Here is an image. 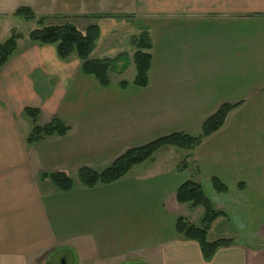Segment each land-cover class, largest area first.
I'll list each match as a JSON object with an SVG mask.
<instances>
[{
	"label": "crops",
	"instance_id": "0c3cea01",
	"mask_svg": "<svg viewBox=\"0 0 264 264\" xmlns=\"http://www.w3.org/2000/svg\"><path fill=\"white\" fill-rule=\"evenodd\" d=\"M20 6L49 24H97L91 58L121 55L119 75L134 67L131 37L146 31L151 66L145 87L120 88L124 79L102 87L77 57L60 60L54 45L20 34L0 69V264L46 261L69 242L76 252L91 246L96 264L134 254L147 264H264V0H0V17ZM223 103L239 105L182 169L165 153L109 184L61 192L39 183L41 171L71 174L162 136H195ZM26 107L43 124L58 116L69 131L27 143ZM188 180L221 211L208 233L258 243L233 240L204 260L197 242L175 232L177 217L203 215L176 200Z\"/></svg>",
	"mask_w": 264,
	"mask_h": 264
},
{
	"label": "trees",
	"instance_id": "16d2710c",
	"mask_svg": "<svg viewBox=\"0 0 264 264\" xmlns=\"http://www.w3.org/2000/svg\"><path fill=\"white\" fill-rule=\"evenodd\" d=\"M14 15L21 16L26 20L36 19L38 26L29 31L27 39L37 45H54L57 57L60 60H68L72 56L77 57L82 63V73L93 77L100 86L107 87L110 84L109 74L111 72L120 73L123 71V67L117 68V62L122 58L121 55L104 59L91 58V53L99 36L97 24H90L84 30H79L69 22L49 24L44 17L34 16L32 11L25 6L18 7L14 11ZM19 37H21L19 33L11 30L9 37L0 43V69L14 52ZM130 47L132 50L131 60L135 68L132 84L137 87H145L148 85L151 66L150 50L152 41L150 34L142 31L132 36ZM118 85L120 88H125L128 83L125 80H121ZM238 105V103L221 104L211 115L203 120L198 135L192 136L183 132L172 133L125 150L101 170L87 166L78 168L77 179L79 185L85 188H92L98 184L116 182L134 166L151 160L153 155L164 147L187 151L177 166L178 169L186 167L190 152L205 138L218 131L224 125L228 114ZM23 112L33 124L26 139L29 144L47 137H61L69 131V126L58 116H52L48 122L37 125L35 123L39 114L37 108L26 107ZM38 177L40 180H47L56 190L61 192L69 191L75 186L70 174L64 170L41 171ZM213 187L218 193L225 191V186L218 180H213ZM176 200L179 203H187L191 207L203 208L200 226H196L179 216L175 220V232L184 239L197 242L204 260H209L218 248L233 244V239L231 238L207 240L209 227L221 211L214 209L196 181L188 180L182 183L176 190Z\"/></svg>",
	"mask_w": 264,
	"mask_h": 264
},
{
	"label": "rangeland",
	"instance_id": "374dc122",
	"mask_svg": "<svg viewBox=\"0 0 264 264\" xmlns=\"http://www.w3.org/2000/svg\"><path fill=\"white\" fill-rule=\"evenodd\" d=\"M37 26L38 24L36 23V19H31L30 21H26L16 15L14 16L9 15L6 18L0 17V43L4 42L9 37L11 30H15L22 36L25 35L27 37V34L29 33V31L36 28ZM109 76H110V84H117V82L120 79H124L128 83V86H134L132 84L134 76H135V70L133 66L129 70L125 71V74L119 75V74H115L114 72H111ZM43 119H44L43 116H37L35 123L37 125H42L44 122ZM26 121L28 123L27 129L28 131H30L33 124L28 118L26 119ZM195 133H197L196 135L199 134L197 130L195 131ZM186 153L187 151L185 150H181L177 148L169 149V147H164L160 151L156 152L153 155V158L158 160L159 156H162V154H165L166 160L169 161L167 165L171 166L172 159L176 157L177 158L176 163L178 165L180 164L183 156ZM145 163L149 164L150 161H146ZM105 166H98V167H95L94 169L101 170ZM70 176L74 180L75 186H79V181L77 179V172L71 173ZM39 183L41 185L47 184L50 187L54 188L52 184L48 182L47 180L44 183L42 182H39ZM193 208H196V207H193ZM201 209L203 210L202 207ZM196 213H194V215H196ZM193 223L196 226H200L199 218L197 219V221L193 220ZM219 237H222V236L216 233H213V232L207 233L208 241L216 240ZM233 237H234L233 240L235 241L248 242L250 244L258 243V240L247 238L243 234L238 235V236L234 235ZM80 241H81L80 242L81 244L90 246V242H88L87 240L86 241L80 240ZM90 247L89 249L80 247L79 250L77 251L78 252V255H77L74 244L72 242H69L65 244L64 246L57 247L53 251V253H51V255L47 257L46 261H45L46 259L45 255H40L39 257L37 256L36 264H96L95 260L92 258V255L90 253V249H91ZM105 264H147V263L144 261V259L140 255L134 254V255H127L124 257H120V256L114 257L108 262H106Z\"/></svg>",
	"mask_w": 264,
	"mask_h": 264
}]
</instances>
